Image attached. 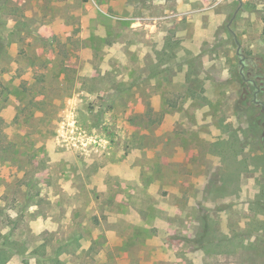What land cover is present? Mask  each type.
Returning <instances> with one entry per match:
<instances>
[{"label": "rangeland", "instance_id": "rangeland-1", "mask_svg": "<svg viewBox=\"0 0 264 264\" xmlns=\"http://www.w3.org/2000/svg\"><path fill=\"white\" fill-rule=\"evenodd\" d=\"M264 0H0V264H264Z\"/></svg>", "mask_w": 264, "mask_h": 264}, {"label": "trees", "instance_id": "trees-1", "mask_svg": "<svg viewBox=\"0 0 264 264\" xmlns=\"http://www.w3.org/2000/svg\"><path fill=\"white\" fill-rule=\"evenodd\" d=\"M84 1H87V0H84ZM261 74L260 73H257V74H254L252 77L248 78V81L251 83V101L253 104H258V105H261L262 108H264L263 104L262 103H257L255 100H254V93L257 91V77H260Z\"/></svg>", "mask_w": 264, "mask_h": 264}, {"label": "flooded vegetation", "instance_id": "flooded-vegetation-1", "mask_svg": "<svg viewBox=\"0 0 264 264\" xmlns=\"http://www.w3.org/2000/svg\"><path fill=\"white\" fill-rule=\"evenodd\" d=\"M255 85H257V84H255ZM259 90H260V87L257 85V91L254 93V97H255V95L257 94V92H259ZM257 103H261L260 101H258V100H256V99H254ZM263 104V106H264V102L262 103Z\"/></svg>", "mask_w": 264, "mask_h": 264}]
</instances>
